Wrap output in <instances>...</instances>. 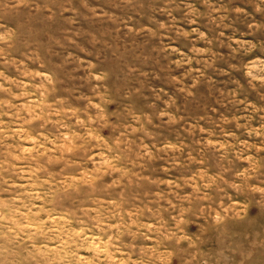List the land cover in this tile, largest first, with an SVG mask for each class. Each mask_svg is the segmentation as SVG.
Here are the masks:
<instances>
[{
  "label": "rangeland",
  "instance_id": "374dc122",
  "mask_svg": "<svg viewBox=\"0 0 264 264\" xmlns=\"http://www.w3.org/2000/svg\"><path fill=\"white\" fill-rule=\"evenodd\" d=\"M0 264H264V0H0Z\"/></svg>",
  "mask_w": 264,
  "mask_h": 264
}]
</instances>
